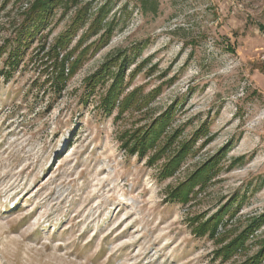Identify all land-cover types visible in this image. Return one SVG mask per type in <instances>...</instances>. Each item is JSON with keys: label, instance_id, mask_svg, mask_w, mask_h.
<instances>
[{"label": "rangeland", "instance_id": "rangeland-1", "mask_svg": "<svg viewBox=\"0 0 264 264\" xmlns=\"http://www.w3.org/2000/svg\"><path fill=\"white\" fill-rule=\"evenodd\" d=\"M139 1L0 0V264H264V0Z\"/></svg>", "mask_w": 264, "mask_h": 264}, {"label": "trees", "instance_id": "trees-1", "mask_svg": "<svg viewBox=\"0 0 264 264\" xmlns=\"http://www.w3.org/2000/svg\"><path fill=\"white\" fill-rule=\"evenodd\" d=\"M77 0H34V4L30 3L29 10L26 16V19L23 23V26L19 30L17 36H16V42L17 46L10 52L8 55L7 63L8 65L15 66L18 61V56L21 54V49L23 50L25 46H27L34 37L39 33L42 26L49 21L52 13L59 9H67L69 7V4L75 3ZM140 7L144 10L145 13H154V8L152 7V3L149 0H140ZM126 9V8H125ZM125 9H122L120 12V15L118 18H113L111 21L110 27L104 32L103 36L101 37L100 41L97 44V47L101 44L105 43V40L107 41L109 39V36L112 34V30L116 27H118L119 31H123L126 28L127 25V18L129 15L126 14ZM85 19V14H83V11H77L74 15V18L72 20V23L69 27V29L63 34V36L60 37L58 40V45L61 47H65L67 44V41L71 39V36L74 35L77 28H79L83 23V20ZM103 17L101 16V13L98 14L93 23L91 24V27L89 30L91 31H98L101 28V22ZM124 19V20H123ZM122 22L120 23V21ZM76 70V68H73ZM103 70V68H102ZM103 72V71H102ZM73 73V72H71ZM102 74V73H98ZM115 91L116 86L112 85L111 90L109 91L108 96L104 99L103 105L107 109H111L115 105ZM141 147H143L141 145ZM183 149L178 152V154L168 163V165L164 169L163 177H169L171 176V173L173 169H175L178 166V161L180 159L181 154L183 153ZM219 221L221 219H218ZM209 227V224H205L202 226V229L199 230V236H204L207 232V228Z\"/></svg>", "mask_w": 264, "mask_h": 264}, {"label": "bare ground", "instance_id": "bare-ground-1", "mask_svg": "<svg viewBox=\"0 0 264 264\" xmlns=\"http://www.w3.org/2000/svg\"><path fill=\"white\" fill-rule=\"evenodd\" d=\"M66 140V139H65ZM65 142V141H64ZM62 146H63V144H62Z\"/></svg>", "mask_w": 264, "mask_h": 264}]
</instances>
